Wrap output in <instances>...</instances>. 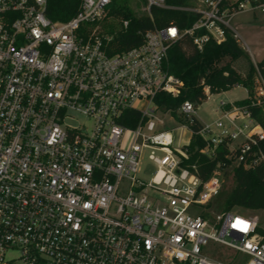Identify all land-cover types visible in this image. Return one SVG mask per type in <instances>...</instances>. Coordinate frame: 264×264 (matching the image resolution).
<instances>
[{
	"label": "built area",
	"instance_id": "built-area-1",
	"mask_svg": "<svg viewBox=\"0 0 264 264\" xmlns=\"http://www.w3.org/2000/svg\"><path fill=\"white\" fill-rule=\"evenodd\" d=\"M48 1L0 0V264H264L259 218L217 209L235 167L264 164L263 128L224 103L202 123L184 102L179 129L206 143L203 155L223 147L231 161L205 181L183 166L188 148L176 150L171 131L155 133V98L183 89L171 50L238 41L234 19L264 15V0H79L66 21L47 16ZM153 10L174 18L116 52L133 19L154 22ZM258 74L254 104L264 101ZM132 112L134 128L123 124ZM145 150L157 168L151 182L137 176Z\"/></svg>",
	"mask_w": 264,
	"mask_h": 264
},
{
	"label": "trees",
	"instance_id": "trees-1",
	"mask_svg": "<svg viewBox=\"0 0 264 264\" xmlns=\"http://www.w3.org/2000/svg\"><path fill=\"white\" fill-rule=\"evenodd\" d=\"M79 0H49L47 16L54 21L69 20L77 12ZM130 16L126 10L123 13ZM154 22L148 17L133 19L130 28L119 35L114 42L115 51L127 50L142 43V36L138 30H148L167 24L174 16L159 10H153ZM175 17H181L176 15ZM181 23V21L179 20ZM179 26L185 27L182 23ZM248 57L247 53L240 46L239 42L231 35L221 45L208 44L202 54L193 48L191 42L176 45L170 53L169 69L172 75L183 83L181 93L173 98L169 94L162 93L155 98V102L161 108L170 111L177 117L178 110L184 102H190L197 108L207 101L204 95L203 86H208L211 94H220L232 90L235 87L245 88L248 92L246 100L234 103L235 106L245 109L264 130V101L259 104L253 103L254 89L253 79L255 73H260L264 78V59L251 70L246 77H242L234 68V64L240 59ZM230 106H227L229 109ZM131 119V120H128ZM139 120V114L129 113L123 121L128 127L134 128ZM199 125L192 130L195 132ZM206 143L195 135L192 136L188 147L189 160L183 166L192 169L195 167L197 174L202 180H207L218 163L224 167L231 165V161L225 159L227 151L221 147L217 150V157L212 159L205 156L201 151ZM264 149V141L262 142ZM229 174L225 172V175ZM233 188L223 203L224 211H231L234 208H242L252 211H264V164L254 168L245 169L242 165L233 169ZM264 234V230H262Z\"/></svg>",
	"mask_w": 264,
	"mask_h": 264
},
{
	"label": "rangeland",
	"instance_id": "rangeland-1",
	"mask_svg": "<svg viewBox=\"0 0 264 264\" xmlns=\"http://www.w3.org/2000/svg\"><path fill=\"white\" fill-rule=\"evenodd\" d=\"M121 6H132L137 3L134 0H120ZM138 4V3H137ZM233 27L237 29L238 42L240 46L247 53L248 57H244L234 64L235 70L242 76L246 77L251 66H256L264 59V15L251 16L249 12H244L238 15L233 21ZM109 28H118L119 23L110 22ZM259 82V74L256 72L253 79L254 95ZM248 92L245 88L235 87L227 93L212 94L206 102L200 105L197 109L196 118L204 123H210L216 119L217 113L220 111V103H234L237 101L246 100ZM76 125H83L89 129L92 127V123L87 120L83 115L73 114ZM155 133L160 134L163 132L171 131L174 136V148L178 151H182L186 147L188 148L191 143L190 133L180 130L181 122L183 119L174 116L171 112L159 107L155 115ZM161 122V123H159ZM156 165L149 160V151L145 150L142 155L140 167L137 176L147 182L156 176ZM224 187L217 198V209H223V203L227 198L229 192L233 188V177L227 175L225 177ZM242 208L236 207L235 210H241ZM246 210V209H245ZM241 214L246 216H257L260 221V226L264 230V211H241ZM14 256L8 255L7 258Z\"/></svg>",
	"mask_w": 264,
	"mask_h": 264
},
{
	"label": "crops",
	"instance_id": "crops-1",
	"mask_svg": "<svg viewBox=\"0 0 264 264\" xmlns=\"http://www.w3.org/2000/svg\"><path fill=\"white\" fill-rule=\"evenodd\" d=\"M225 93H227V92H225ZM238 102V101H237ZM221 103H224V102H221ZM221 103H220V105H221ZM234 103H236V102H234ZM234 103H224L226 106L224 107L225 109H227V106H231V105H234ZM200 122H202V121H200ZM202 123H204V122H202ZM190 136H191V134H190ZM192 138V137H191Z\"/></svg>",
	"mask_w": 264,
	"mask_h": 264
}]
</instances>
